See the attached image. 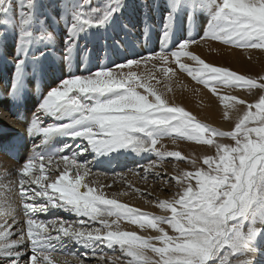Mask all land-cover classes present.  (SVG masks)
I'll list each match as a JSON object with an SVG mask.
<instances>
[{"label":"snow or ice","instance_id":"snow-or-ice-1","mask_svg":"<svg viewBox=\"0 0 264 264\" xmlns=\"http://www.w3.org/2000/svg\"><path fill=\"white\" fill-rule=\"evenodd\" d=\"M215 42L249 51V61L250 50L264 52V0H0V108L24 129H0V171L18 178L0 204V264H54L69 244L82 249L76 264H264V75L192 50ZM177 69L218 98L225 120L237 113L231 130L169 101ZM45 78L37 96L29 82ZM235 89L254 102L221 94ZM165 138L214 154L199 164L158 148ZM122 156L147 161L128 172L175 189L147 201L165 214L106 194L126 173L89 179L107 178L94 169ZM166 159L191 170L156 171Z\"/></svg>","mask_w":264,"mask_h":264},{"label":"bare ground","instance_id":"bare-ground-1","mask_svg":"<svg viewBox=\"0 0 264 264\" xmlns=\"http://www.w3.org/2000/svg\"><path fill=\"white\" fill-rule=\"evenodd\" d=\"M153 45H149L152 47ZM193 51L203 56V59H206L209 62H212L217 65L234 64V69L239 71H246V69L252 70L251 73L263 74L264 73V54L260 53H251L252 59L248 60L249 52L230 50L220 47L218 44L213 43L210 48L208 44H203L201 47L193 46ZM251 51V50H250ZM254 52V51H251ZM191 63L190 61H186ZM175 67V65H171ZM51 74H49L50 76ZM160 74L157 73V76ZM254 76V75H253ZM7 77V72L0 71V89L4 87L3 81ZM193 81V82H192ZM47 86V78L38 79L35 82H29V88L33 93L37 96L40 92L44 91ZM171 86L173 88L172 92L166 93L167 98L171 103L178 104L183 106L187 111L191 112L196 118L202 122H210L220 127H230L232 121L226 120V122L220 121V118H223V106L219 103V100L216 96H214L209 89L204 86L196 83L187 75V73L180 72L177 69L176 75L172 78ZM163 89V85H160ZM229 91L221 90V94H228ZM242 109V108H241ZM237 113L233 112L232 118ZM8 128L13 129L16 132H23V126L17 121L15 115L12 111H8L7 108H0V129ZM168 138L163 139L160 144L157 145L158 148L163 145L161 150L167 151H181L182 154L186 156H196L202 158L203 154H207L199 147L191 149H182L183 146L178 145L177 143H173L172 140H167ZM187 146V145H186ZM199 160V164H200ZM137 163L144 164L147 163L146 160L140 159L139 157L126 156L120 157L118 160L113 161L111 164H104L100 166L99 169H94V171H100L102 173H108L107 178L105 176H91L90 180H96L98 183L103 184H112L113 178L111 173L122 172L126 173V178L124 182H120L119 178L117 182L113 184L111 188H106V194L111 198L113 193L119 192H127L128 195H118L116 198L122 202L127 203L132 207H136L141 209L142 211L151 212L156 215H163L162 210L158 209L155 206V203H148L147 201H155L157 198L159 199H168L172 196L173 190L169 191L163 184L158 188H150L146 187V183L140 184L142 179H140V175H134L132 172H128V169H135ZM168 163V162H167ZM172 164V163H169ZM54 166V165H53ZM168 164L163 163V169L157 168L156 171L165 173L167 176L174 175L171 171V168ZM46 167H49L46 165ZM142 175V171L140 173ZM152 177V176H149ZM154 178V177H153ZM18 180L17 177L11 176L6 172L0 171V204H5L8 200L12 198V191L14 190V184ZM139 181H141L139 183ZM145 182V181H144ZM132 187L129 188L128 185ZM149 186L151 184L149 183ZM135 189H139L143 195H140L135 191ZM14 206V205H13ZM59 215L64 216L66 219H72L66 213H60ZM43 218V217H42ZM2 222V220H0ZM122 230L127 231H137L140 235H155L154 232L149 230H140L136 225H130L127 221L121 222ZM82 249L75 247L71 244L64 247L63 249L52 254L54 264H65V262H69V264H76V257H80ZM104 252L107 255H116L119 256V251L113 252L108 248H104ZM86 264H98V257L92 258L90 261H87Z\"/></svg>","mask_w":264,"mask_h":264},{"label":"rangeland","instance_id":"rangeland-1","mask_svg":"<svg viewBox=\"0 0 264 264\" xmlns=\"http://www.w3.org/2000/svg\"><path fill=\"white\" fill-rule=\"evenodd\" d=\"M216 44H218L220 47H222V48H225V49H228L226 46H224V45H222V44H220V43H218V42H215ZM236 51H243V52H246V50H243V49H236ZM251 51H254V52H251ZM250 52L251 53H260V54H264V52H262V51H260V50H251ZM247 52H249V51H247ZM197 53V52H196ZM201 58L203 59V56L201 55ZM206 60V59H205ZM207 61V60H206ZM207 62H209V61H207ZM217 65V64H216ZM217 66H227V67H229V68H231L232 70H234V71H237V70H235L234 69V64H232V65H229V63L228 64H225L224 63V65H217ZM176 67V66H175ZM251 71L252 70H250V69H246V71H242V70H239V71H237L238 73H240V74H248V75H254V76H256V75H258L256 72L255 73H251ZM259 75H264V73L263 74H259ZM193 82V81H192ZM226 91H229V90H226ZM259 90H253V92H258ZM246 93H247V90L246 89H235L234 91H232V92H230V93H228V94H236V95H238V96H242V97H244V98H246V99H248L249 100V102H254V99H255V97H253L252 95H246ZM241 108H242V106H241ZM240 114H242V109H241V113ZM236 117H237V114L232 118V122H231V126L228 128V127H220V126H217V125H215V124H212V123H210V122H208V121H206L205 123H208V124H210L211 126H213V127H217V128H219L220 130H222V131H227V130H231L233 127H234V124H235V121H236ZM222 120V122L224 121V122H226V120L224 119V118H220V121ZM167 140H171V139H167ZM225 142H228L227 140L225 141ZM178 145H181V146H183L182 147V149H184V147H185V149H191V147H194L195 145L192 143V142H189V141H177L176 142ZM187 145V146H186ZM192 145H194V146H192ZM191 146V147H190ZM194 148H198L197 146H195ZM207 154H214V153H212V152H207ZM184 155V154H183ZM201 161H200V164H202V158L200 159ZM168 162V163H167ZM199 162V161H198ZM163 163H165V164H168V166L171 168V171L173 172V174L175 175L176 174V172H177V169H183V170H191V166H190V164H188L187 162H183V161H175V160H173V159H166ZM169 163H172V164H169ZM168 166H166L167 168H168ZM143 182H141V181H139V183L140 184H142V183H146V184H148V185H146V187L148 188V189H150V188H158V187H160L161 185H162V182L161 181H157V180H155L153 177H148V180H147V182H144V180H142ZM149 183L151 184V186H149ZM173 184L175 183L174 181L172 182ZM173 191H175V189H173ZM169 232H170V234H173V233H171V230L169 229Z\"/></svg>","mask_w":264,"mask_h":264}]
</instances>
